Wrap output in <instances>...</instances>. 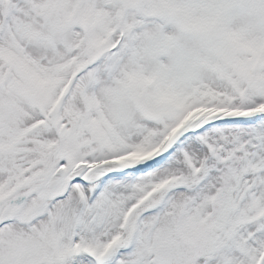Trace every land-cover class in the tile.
Here are the masks:
<instances>
[{
  "label": "snow or ice",
  "instance_id": "obj_1",
  "mask_svg": "<svg viewBox=\"0 0 264 264\" xmlns=\"http://www.w3.org/2000/svg\"><path fill=\"white\" fill-rule=\"evenodd\" d=\"M0 264H264V0H0Z\"/></svg>",
  "mask_w": 264,
  "mask_h": 264
}]
</instances>
